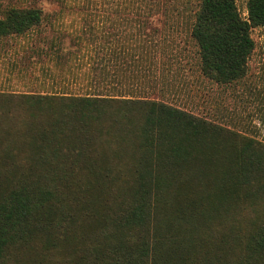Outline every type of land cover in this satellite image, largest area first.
<instances>
[{
	"label": "trees",
	"instance_id": "1",
	"mask_svg": "<svg viewBox=\"0 0 264 264\" xmlns=\"http://www.w3.org/2000/svg\"><path fill=\"white\" fill-rule=\"evenodd\" d=\"M42 17L10 8L0 38ZM260 26L264 0H248L247 18L235 0H201L191 31L204 75L244 77ZM0 100V264L38 242L70 250L66 264H264V218L234 212L264 198L253 139L233 146L218 139L222 128L152 99Z\"/></svg>",
	"mask_w": 264,
	"mask_h": 264
},
{
	"label": "rangeland",
	"instance_id": "2",
	"mask_svg": "<svg viewBox=\"0 0 264 264\" xmlns=\"http://www.w3.org/2000/svg\"><path fill=\"white\" fill-rule=\"evenodd\" d=\"M200 1L0 0V17L14 7L43 12L37 26L0 38V95L157 100L222 128L218 139L233 146L253 139L264 153V26L251 31L245 76L218 83L202 72L192 36ZM235 2L247 18L248 0ZM257 199L256 207L239 203L234 212L263 219L264 198ZM70 253L38 242L10 250L5 264H66Z\"/></svg>",
	"mask_w": 264,
	"mask_h": 264
}]
</instances>
